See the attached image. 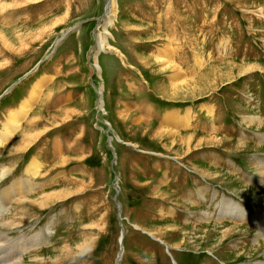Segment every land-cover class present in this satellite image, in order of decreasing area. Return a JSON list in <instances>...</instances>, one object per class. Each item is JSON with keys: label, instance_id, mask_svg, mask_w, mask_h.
<instances>
[{"label": "rangeland", "instance_id": "obj_1", "mask_svg": "<svg viewBox=\"0 0 264 264\" xmlns=\"http://www.w3.org/2000/svg\"><path fill=\"white\" fill-rule=\"evenodd\" d=\"M113 3L0 0V200L36 184L0 204V231L41 233L25 264H264V0ZM225 198L244 220H218Z\"/></svg>", "mask_w": 264, "mask_h": 264}, {"label": "bare ground", "instance_id": "obj_2", "mask_svg": "<svg viewBox=\"0 0 264 264\" xmlns=\"http://www.w3.org/2000/svg\"><path fill=\"white\" fill-rule=\"evenodd\" d=\"M107 2H110V5H109V9H110V12L111 13H114L113 11H114V7H115V3H113V0H107ZM105 8V12L107 11V8L106 7H104ZM105 14V13H104ZM111 20H108V22H110ZM63 35V34H62ZM96 46H97V48H98V50L99 49H101L102 47H105V46H107L108 45V42H107V37L106 36H104V35H102V33H97L96 34ZM197 61L195 62V67L196 66H199V67H201L202 66V64L203 63H201V60H200V58H198V59H196ZM204 61V60H203ZM165 63V62H164ZM175 70V69H174ZM173 70V74L172 75H169V77H170V80H171V87H175V85H177V83H179V84H181V83H183L184 81L180 78V76H178L179 74L177 73V71H174ZM183 77V76H182ZM182 80V81H181ZM186 82V81H185ZM182 85V84H181ZM14 86V85H13ZM180 87V86H179ZM178 88V87H177ZM176 88H173L172 90H175ZM102 106H103V103H102ZM28 108V103L27 102H24V109H27ZM169 114H171V112L169 113ZM180 116H182V115H180ZM178 117H179V115H178ZM182 118L183 117H181L180 118V120H176V119H174L173 120V116L172 117H169L168 118V120H170V122L171 121H173L172 122V128L171 129H173L174 131H176V129L179 127V125L178 126H175V123H178V124H180V126H181V124H183V122H182ZM262 122V121H261ZM260 124V123H259ZM171 126V125H170ZM170 128V127H169ZM164 129V128H163ZM161 130V129H160ZM173 130H170L171 131V134L175 137L176 135L174 134V131ZM169 131V129L168 130H166V131H163V130H161V135L160 134H158V136H162V137H165L167 134H170V132H168ZM157 132H158V130H157ZM157 132L155 131L154 133H155V135H157ZM190 135H193V134H189V136L188 137H185V138H181V139H179V142H180V144H182V146H186L187 147V145L189 146V143H190V140H191V138H194V137H192V136H190ZM179 136V135H178ZM177 136V137H178ZM187 136V135H186ZM264 136V135H263ZM162 137H160V138H162ZM176 137V138H177ZM259 137V136H258ZM158 138V137H157ZM261 138V137H260ZM156 140H158V139H156ZM264 140V139H263ZM198 141V140H197ZM202 141V140H201ZM200 142V141H199ZM175 143H178L177 141H173V142H171V144H175ZM259 165H260V167L261 168H263L264 167V158H262L261 159V161L259 162ZM39 167H40V165L39 164H36V163H34L33 164V166H31V167H28L27 169H26V173H29V174H31V175H35L36 173H38V170H39ZM194 170V169H193ZM258 172V171H257ZM26 176V175H25ZM37 176H39V174L37 175ZM37 176H36V178H37ZM206 176H208V175H206ZM21 185V186H20ZM22 185H24V186H26V188L28 189V193H31V192H33L34 190H35V188H36V184L34 183V184H32L31 182L29 183V182H27V183H23V182H21V183H19V182H16V183H13L12 185H10L8 188H6L5 190H4V195L2 196V198H1V200H0V204H2V202L3 201H8L11 197H12V195L15 193V192H19V190H20V188L22 187ZM203 189H206V188H199V191H198V193H200L201 194V197H202V195L204 196V194H202V193H204L203 191L202 192H200V190H203ZM39 190V189H38ZM30 195V194H29ZM53 195V194H52ZM51 195V196H52ZM6 196H8V197H6ZM213 196H215V191H214V193H213ZM50 197V196H49ZM117 205H118V203H117ZM214 205V204H213ZM219 206V207H218ZM217 207L219 208V210H218V220L219 219H221V221H222V219L224 218V217H234V218H238V217H240V218H243V220H244V217H246L245 216V213H246V210H247V208H242V207H240V205H239V203H237V202H235V201H230V200H227V198H225V199H223L222 201H221V203L220 204H218L217 206H216V210H217ZM120 210H121V207H120ZM215 210V209H214ZM216 210H215V212H216ZM259 211V210H258ZM2 212H3V209L1 210L0 209V216L2 215ZM214 212V213H215ZM119 213H120V211H119ZM206 214H207V211L205 212ZM210 213L208 212V216H210L209 215ZM215 215V214H214ZM254 215V214H253ZM252 215V216H253ZM200 218V217H199ZM203 218H204V216H203ZM210 218V217H209ZM258 217H256V215H254V217H253V219L252 220H254V223H255V225L257 224L258 225V230H259V233L261 234V235H263L264 236V218H262V220H260V221H255L256 219H257ZM119 219H121V216H120V214H119ZM225 220V219H224ZM233 220V219H232ZM208 221H210V220H208ZM240 221V220H239ZM204 222V221H203ZM207 222V221H206ZM205 222V223H206ZM217 222V221H216ZM220 222V221H219ZM227 222V221H226ZM8 223V222H7ZM10 223V222H9ZM8 223V224H9ZM210 223V222H209ZM225 223V222H224ZM229 223V222H228ZM235 223V221L233 222V224ZM238 222H236V224H237ZM241 223V222H240ZM249 223V222H248ZM8 225V224H6V223H3V222H1V225ZM222 224H223V222H222ZM120 225H121V221H120ZM204 224H202V226H203ZM231 225V224H230ZM252 225V224H251ZM239 226V225H238ZM218 227V226H217ZM241 227V226H240ZM254 227V226H253ZM256 227V226H255ZM123 228V227H122ZM232 228V227H231ZM229 229V228H228ZM240 229V228H239ZM224 230V229H223ZM230 230V229H229ZM228 230V231H229ZM226 231L227 230H225V231H221L222 232V235L221 236H224L225 235V233H226ZM227 231V232H228ZM232 231H234V230H232ZM229 233H230V231H229ZM258 233V234H259ZM24 235V234H23ZM18 236V235H17ZM223 238V237H222ZM256 238V237H255ZM261 239H263V238H261ZM13 242V238L11 237V236H8L7 235V233H5L4 231H0V250L1 249H8L9 250V252H8V258L7 259H5V260H0V264H25V263H23V259H24V254H28V252H30V251H27L28 250V248L31 246V245H36V247L34 248L35 250L43 243V240H42V235H41V233H38L36 236H34V237H31V238H23V236L21 235V236H19L18 238H16V241H15V243H12ZM262 242V241H261ZM219 244V243H218ZM221 244V243H220ZM256 245H258V244H256ZM249 246V245H248ZM238 247V246H237ZM258 247V246H257ZM33 249V250H34ZM241 249V248H240ZM33 250L31 251V252H33ZM169 250V249H168ZM238 250V249H237ZM30 252V253H31ZM36 252V251H35ZM264 253V252H263ZM264 256V255H263ZM264 258V257H263ZM116 264H118V262L116 263ZM259 264H261L260 262H259Z\"/></svg>", "mask_w": 264, "mask_h": 264}, {"label": "crops", "instance_id": "obj_3", "mask_svg": "<svg viewBox=\"0 0 264 264\" xmlns=\"http://www.w3.org/2000/svg\"><path fill=\"white\" fill-rule=\"evenodd\" d=\"M60 57H61V59H60L59 61H67V60L70 58V57H69V53H66V54H63V55L60 54ZM59 61H58V62H59ZM59 64H60V63H59ZM52 68H53V72H52L51 74H48V73H47V76H48L49 78L47 79V82L44 83V85H45V86H44V89H43L44 94L47 93V92L49 91V89H50V87H51V86H50L51 84H49V83H51L52 80H54L53 78H54L55 75L58 74V72H59V71H58L59 66H58V68H56L55 66L52 67ZM74 69H75V68H74ZM74 69H72L71 71H73ZM54 73H56V74H54ZM63 74H65V73H63ZM63 74L61 73V75H63ZM55 82H56V81H55ZM46 85H47V86H46ZM66 97H67V96H66ZM67 108H70V107H67ZM65 109H66V108H65ZM70 109H72V108H70ZM194 114H195V117H194V118H195L196 123H197V118H198V117H197V114H196V113H194ZM180 115H181V114H180ZM164 116H165V115H164ZM164 116H163V117H164ZM196 117H197V118H196ZM133 118L137 119V122L142 121V118H141L140 116L138 117V116H135V115H134ZM138 118H140L141 120L139 121ZM175 119H176V120H179L178 118H175ZM163 121H164V118H162V124H161V127L158 126V128H157V130H158L157 135H158V134L161 135V133H160L161 130H162L161 128H164V127H165V126L163 125ZM175 124H176L175 126H178V125H179L178 123H175ZM160 129H161V130H160ZM168 129H171V128L168 127ZM172 130H173V129H172ZM173 131H174V130H173ZM177 131H178V130H177ZM177 131H174V132L177 133ZM154 132H155V131H154ZM154 132H153V133H154ZM55 139H59V138L56 137ZM54 148H55V147H53V150H54Z\"/></svg>", "mask_w": 264, "mask_h": 264}, {"label": "water", "instance_id": "obj_4", "mask_svg": "<svg viewBox=\"0 0 264 264\" xmlns=\"http://www.w3.org/2000/svg\"><path fill=\"white\" fill-rule=\"evenodd\" d=\"M104 13H105V10H104ZM74 30H75L74 27H72V28L66 30L65 33H64L63 35L60 36V38L57 40L56 43L58 44L61 40H63L67 35H69L70 33H72ZM119 211H120V203L118 202V205H117V213H118V215H119ZM121 253H122V249L119 251V254H118L117 257H116V260H117V261L120 259V257H121Z\"/></svg>", "mask_w": 264, "mask_h": 264}]
</instances>
